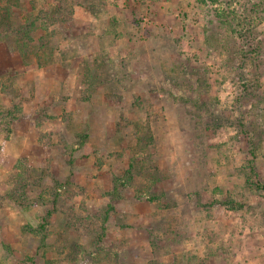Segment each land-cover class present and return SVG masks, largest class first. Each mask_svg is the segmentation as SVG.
Segmentation results:
<instances>
[{
  "label": "rangeland",
  "instance_id": "rangeland-1",
  "mask_svg": "<svg viewBox=\"0 0 264 264\" xmlns=\"http://www.w3.org/2000/svg\"><path fill=\"white\" fill-rule=\"evenodd\" d=\"M251 32L264 0H0V264H264Z\"/></svg>",
  "mask_w": 264,
  "mask_h": 264
},
{
  "label": "trees",
  "instance_id": "trees-1",
  "mask_svg": "<svg viewBox=\"0 0 264 264\" xmlns=\"http://www.w3.org/2000/svg\"><path fill=\"white\" fill-rule=\"evenodd\" d=\"M202 2H206L207 0H201ZM217 3L220 2V0H215ZM214 2V1H213ZM222 8V7H220ZM215 12L220 15V16H226L225 14H229L230 15V12L229 11H225L224 9H220L221 11L223 12H219L218 9H214ZM62 15L60 14L59 16V20L62 21ZM34 22V20H33ZM32 22V23H33ZM228 25L230 26V22L228 21ZM249 30V29H248ZM37 28L36 30L32 29V28H29V30L27 29L25 32L27 33L28 35V38L30 40H33L34 39V36L36 35L37 33ZM251 31V30H249ZM231 32L232 33H239V31L237 30V28L234 26H231ZM253 32V31H252ZM252 32L250 33V43L248 45V48H245V47H242V46H238V45H234V46H231V47H228V50H229V54H228V61L231 62L232 64H237L238 67L241 66L242 62H246L248 58H251L256 67L258 66H262V68L264 69V36L261 37V38H258L256 36H253L252 35ZM45 37L41 36V34H39V39L40 40H43ZM44 44H46L45 42H42ZM45 45H41L39 49H43ZM37 53V52H36ZM216 117V120H215V123H217L218 119H220V117L218 116V114L215 115ZM250 152L253 153V156H254V152L252 150H250ZM253 161V160H252ZM252 170H254L252 168ZM128 173H131V170L128 171ZM128 179V178H127ZM254 184L256 186H258L260 189L264 190V184L261 183L259 181V179L255 180ZM119 187V184L118 182H115L114 183V190ZM107 214V212H106ZM101 238H99L100 240ZM98 240V242H99Z\"/></svg>",
  "mask_w": 264,
  "mask_h": 264
}]
</instances>
